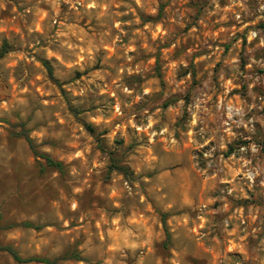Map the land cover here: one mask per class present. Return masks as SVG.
<instances>
[{
    "label": "rangeland",
    "instance_id": "374dc122",
    "mask_svg": "<svg viewBox=\"0 0 264 264\" xmlns=\"http://www.w3.org/2000/svg\"><path fill=\"white\" fill-rule=\"evenodd\" d=\"M4 44L1 247L264 264V0H0Z\"/></svg>",
    "mask_w": 264,
    "mask_h": 264
},
{
    "label": "trees",
    "instance_id": "16d2710c",
    "mask_svg": "<svg viewBox=\"0 0 264 264\" xmlns=\"http://www.w3.org/2000/svg\"><path fill=\"white\" fill-rule=\"evenodd\" d=\"M7 51H8V46H7V44H4L2 49L0 50V59L2 57H4V55H5V53ZM43 63H44L45 67L48 70L49 76L52 79H55L52 66L49 64L48 61H44ZM16 135L19 136V137L24 138L27 141L28 145L30 146L31 150L33 151L34 155L39 157V158L44 159L49 167L55 168L57 170H62L63 169V163L62 162H59V161L55 160L54 158H52V157H50V156H48L46 154H42L36 149L35 143H34L33 139L30 137V135H29V133H28V131L26 129H23L21 132H18ZM113 169H116L118 171H125L124 167L118 166V165H115V164L113 166ZM25 225L28 226V227H33V225L30 224V223H25ZM167 236H168V238L170 237L168 232H167ZM0 250L8 251L14 257V259L17 262H19V263L37 262V263H44V264H53V261H51L48 258L38 257V258L23 259L18 254V252L16 250H14L12 247L3 248V247L0 246Z\"/></svg>",
    "mask_w": 264,
    "mask_h": 264
}]
</instances>
